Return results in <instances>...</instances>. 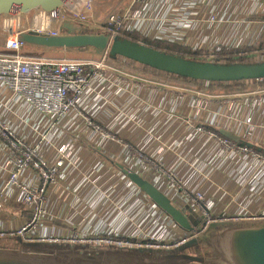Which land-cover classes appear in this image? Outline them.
Instances as JSON below:
<instances>
[{"label": "built area", "instance_id": "obj_1", "mask_svg": "<svg viewBox=\"0 0 264 264\" xmlns=\"http://www.w3.org/2000/svg\"><path fill=\"white\" fill-rule=\"evenodd\" d=\"M252 3L251 0H233L230 3L227 0H78L55 17L36 12L31 14L30 19H18L16 36L23 31L53 35L58 33L64 20H69L109 31L120 38H125L127 34L138 37L136 42L140 44L166 42L192 51L210 52L218 47L252 46L259 41L264 44V27L262 33H257L250 41L242 40L235 44L236 39L229 42L215 39L228 33L223 31V25L230 21L233 14L238 13L248 19L249 16L264 13V1L259 9H255ZM108 7L111 11L97 18L98 13ZM13 22L16 24L14 20H6L3 30L11 29ZM105 25L109 26L107 30L103 28ZM15 28L16 25L13 30ZM7 45L15 53L0 54V143L3 146L0 155L3 161L0 165V222H7V216L10 217L5 210L6 204L23 206L27 216L18 226L0 227V244L21 238L27 243L173 249L196 237L212 222L264 219V136L255 138L253 134L250 140L244 139L243 133L238 132L241 121H234L236 130L230 133L240 138L236 143L224 139L221 130H209L205 126L207 123L185 120L182 121L185 122L184 129H191L190 136L204 134L217 142L219 152L210 160L220 162V168L206 166L199 177H194L197 179L195 183L191 176H177L172 171H163L167 177L164 187L183 191V197L178 201L161 191L178 209L189 214L196 212L197 223H192L190 231L180 230L174 225L178 232L173 234L168 228H156L157 222L149 230L127 226L124 213L110 207L109 197L101 191H107L112 186L113 165L120 164L134 172L129 166L131 153L135 152L142 158L145 152L136 144L138 151H135V146L123 138L124 134L113 131L114 119L119 122L122 119L121 116L116 117L113 107L93 106L85 110V107H69L68 104L73 98L71 95H78L85 83L107 79L109 74L105 65L108 64V56L104 54L78 60L37 58L19 53L22 45L17 41L11 45L9 38ZM104 84L108 89L114 87L111 81ZM107 95L108 101L114 93ZM115 108L119 109L118 113H124V122L132 121L137 125L139 137L144 135V128H140L138 123L139 116L135 118L134 113L129 114L124 107ZM136 109V113L143 110L141 107ZM196 110L199 112V109ZM220 120L219 125L227 128L229 123L226 124L224 118ZM247 123H252V120ZM63 135L65 140L60 138ZM166 137L161 136L160 143ZM162 149L159 147V150ZM161 153L164 157L167 155L164 151ZM116 157L120 162H113ZM139 157L136 156V159L140 164L143 159ZM228 158L230 162H225ZM238 160L241 162L238 163ZM225 163H230L231 167H226ZM82 166L88 167V170L82 171ZM236 168L247 176L249 171L255 174V182L241 189L236 184L229 185L227 177L234 175ZM212 176L222 184L208 179ZM84 181L91 188L89 194L82 190ZM97 189H101L100 192ZM197 191L209 196L222 193L225 198L217 205L200 204ZM138 193L150 204L140 191ZM83 199L85 204L81 206L78 200ZM226 199L230 201L228 205L225 204ZM93 202H99L102 209H113L119 218L112 221L113 216L103 215L102 209L91 206ZM50 205L51 211L48 210ZM74 218L84 221L85 226H68L67 222Z\"/></svg>", "mask_w": 264, "mask_h": 264}, {"label": "water", "instance_id": "obj_2", "mask_svg": "<svg viewBox=\"0 0 264 264\" xmlns=\"http://www.w3.org/2000/svg\"><path fill=\"white\" fill-rule=\"evenodd\" d=\"M76 1L0 0V18L18 20L36 12L55 17ZM16 41L22 46L46 50L91 49L90 53L95 57L104 54L110 59L123 57L157 72L202 83L264 81V61L233 64L194 61L69 20L61 23L56 34L23 31L17 34ZM220 133L234 139L230 132L221 130ZM116 166L129 183L168 217L176 228L191 230L192 222L186 216V210L175 207L160 189L138 173L120 164ZM13 242L12 246L0 244V264H264V219L212 222L196 237L173 249L27 243L21 238H15ZM198 245L207 247L209 255L184 252Z\"/></svg>", "mask_w": 264, "mask_h": 264}, {"label": "rangeland", "instance_id": "obj_3", "mask_svg": "<svg viewBox=\"0 0 264 264\" xmlns=\"http://www.w3.org/2000/svg\"><path fill=\"white\" fill-rule=\"evenodd\" d=\"M110 11L111 9L110 7H108L105 11L98 13L99 16L97 18H101V16L103 15L105 16ZM30 16L31 15L27 16V18L30 19ZM5 21L6 19L0 18V54H13L15 53L14 49L8 48L7 45L13 28L11 27L12 29H9L5 32L3 30ZM27 50H29V48H27ZM47 51L38 50V52H33L32 50V52L19 53H22V55L24 56L30 57H32L33 55H40L41 58H68L63 57V54L59 56L58 54ZM75 56L74 59L76 60L84 58H97L92 54L86 57ZM261 61H264V54H261L255 59L253 58V63ZM105 66V69L109 74L107 79L103 78L102 81L95 79L89 83H85L82 91L78 95H71L73 96V98L69 99V107H85V110H88L89 107L93 106L113 107L114 112H116V117H122L120 122L117 120V118L114 119L113 131H115V133L118 132L124 134L125 136L123 138L135 146V151H138L135 142L140 136V131L137 125L132 123V121L124 122V113H118L119 109H114V107H132L133 109L131 111L133 113L136 107H145L146 105V107H156L160 104L159 99L161 97H170L169 99L173 106L179 107L176 112H173L174 107L168 105L171 110L167 113L168 119L172 118V120H177L178 122H182L185 120L204 122L208 124H205V126H208L209 128H213L216 130H226L228 132H234L236 130L235 125H233L234 121H241V124L238 125V132L243 133L244 139L250 140V137L253 134L255 135V138H258V136H264V128H262L260 125H256L255 123L256 117L259 115H261L260 121L264 120V81L253 82L254 84H248V82L246 87L242 89H232L228 87H210L208 86V84L206 85L202 82L201 85H190L180 80H173V78L167 79L161 76H156L151 72L143 73L140 72L134 65L116 66L108 63ZM107 81L113 82L114 87L111 89L105 87L104 83H106ZM146 91L153 92L151 95H148L147 99L145 98ZM109 92L114 93V95L112 97H108L109 100L107 101L106 98ZM155 95V100H152L154 99ZM168 98L162 101L163 106L165 105V103L167 104ZM149 100H152L153 103H149ZM186 104H191L189 107V115H187L188 111L186 110L188 109L186 108ZM209 107L210 110L208 112L207 109ZM204 108L207 109L203 110ZM216 108H220V111H217ZM196 109H199V112H197ZM254 109L259 111L257 116H251V113ZM221 118L225 119L226 124L229 123V125H227V128H222L224 125H219ZM249 120H252V123L248 124L247 121ZM209 125H213L214 127ZM146 133L151 137H157V135H161L163 137L166 136L164 131L160 132V130H155L154 128L147 129ZM232 136L234 140H240V138H238L237 136ZM158 142H160V138L158 139ZM244 142H246V140H244ZM162 146H164V144H162L160 147ZM167 151L169 152L168 149H165L164 154H167ZM158 152H160L158 155L154 153H151L149 155L146 153L142 154V158H140L137 153L132 152V163H129V166H145L147 167L148 171L151 172V175L153 174L150 179L157 182L161 181L162 184H165L167 177L164 176L163 171L170 173L169 171H171L172 169L169 165L164 166L163 162H160L158 161V159H156V157L162 155L161 150H159ZM134 154L140 159H143L140 164ZM114 161L120 162L117 157L115 160H113V162ZM225 162H230V159L228 158V160H226ZM240 162L241 160H238V163ZM242 162L245 163L248 161ZM204 166H207V168L211 167L219 169L220 162L208 160ZM164 167L169 169V171L165 170ZM111 170L114 174L111 176L112 186L108 187L107 191L102 190L101 192L105 196L109 197L110 207L114 208L115 210H121L124 213L126 225L141 228L143 230H149L152 229V223L157 222L158 224L156 228L167 229V224L166 222H164V220H162V216H158V214H152L147 211L151 205L143 200L144 198L138 193L135 188L129 186L126 179L121 174H119L114 168H111ZM244 171H247V169ZM248 178L250 177L245 175V172L242 173L241 170H238L237 174L227 177V183L229 185L236 184L238 185V189H241L244 188V184ZM208 179H214V182H216L218 178L212 176L208 177ZM83 184L82 190L89 192L91 188L88 186L87 182L84 181ZM97 190H99L100 192L101 189ZM174 193H176V196H173ZM170 194L176 199L183 197V191L176 190L170 192ZM199 195L200 196L198 202L200 204L211 203L212 205H217L225 198L222 193H220V195L209 196L199 192ZM229 203L230 201L226 199L225 204L228 205ZM189 218L192 223H197L198 216L196 212H192V214L189 215ZM6 243H10L8 246L13 245L11 242Z\"/></svg>", "mask_w": 264, "mask_h": 264}, {"label": "crops", "instance_id": "obj_4", "mask_svg": "<svg viewBox=\"0 0 264 264\" xmlns=\"http://www.w3.org/2000/svg\"><path fill=\"white\" fill-rule=\"evenodd\" d=\"M227 1L230 3L233 0H227ZM251 1L253 2L252 3L253 7L255 9H259L262 1L264 0H251ZM263 9H264V3H263ZM220 17L222 19L221 14H220ZM229 20H230L229 22L223 25V31L228 32V33L221 37L219 36L215 37L216 40L219 38H222L223 41L229 42V41H232L233 39H236L234 40L235 44L242 40L250 41L256 37L257 33H259L260 35L262 33L261 29L264 27V22L249 21L247 20V18H242V16H239L238 13L233 14ZM226 45L231 46V44H226ZM27 48H29V50H27ZM32 50L33 52H38V50L47 51L46 49L35 48V47L26 46V45L21 46L18 49L19 52H23V53L32 52ZM47 52L58 54L59 56L63 54L62 55L63 57H68V58L72 57L66 52V50H48ZM32 57L41 58L40 55H33ZM42 57H48V56H42ZM152 93L153 92L151 91L149 92L146 91L145 98L147 99L148 95H151ZM166 98L168 97H165V98L161 97L159 99L160 104L157 105L156 107H146L147 106L146 105L145 107H141L143 108V110L139 111L138 113H136L137 109L134 110L133 116L135 118L139 116V119H138L139 126L140 128L143 127L145 131L144 135L139 137L137 141L135 142V144L137 145L138 148H140L142 152H145L148 155L151 153L157 154L159 147L162 144H164V146L161 147L163 148L162 151L165 152V149H168L169 154L167 153L165 157L160 155L156 158L160 162H163L164 166L169 165L172 169L171 171L175 175L177 176L179 175L183 177L186 175L191 176L190 179H194L193 183H195L197 179L194 177H199V174H201L202 171L206 169V166H204L203 163L210 160L215 154L217 155V153L219 152V146L214 139L206 137L204 134L194 133L193 136H190L192 134L191 129L189 130L184 129L185 122L184 123L178 122L177 120H172V118L168 119L167 113L168 111H171L168 105L173 106V104L168 98L167 104L165 103V105L163 106L162 101L166 100ZM152 100H149V103H153ZM190 105L188 104L186 107L188 109L186 110L188 111L187 115H189L190 108L188 106ZM173 107H174L173 112H176V110L179 109V107H176V106H173ZM124 108L128 110L129 114H132V111H131L132 107H124ZM216 110L220 111V108H216ZM258 112L259 111L254 109L253 114L251 116H257ZM260 118H261V115L257 116L255 123L256 125H260L262 128H264V120L260 121ZM152 128H154L155 130H160V132H163V131L165 132L167 137L162 139L161 144H159L160 142H158V139L161 137L160 134H159L160 136L157 135V137H149L147 135L146 130L152 129ZM60 138L63 140L66 139L64 135L61 136ZM243 143L244 142H242V144ZM156 145L158 146L155 147ZM253 147L256 148L255 145H253ZM2 149H3V146L0 143V155L2 154ZM2 162L3 161L0 159V165L2 164ZM129 163H132V162L129 160ZM252 165L255 168V165L254 164ZM225 166L229 168L231 167V164L225 163ZM95 167H96V164H94V168ZM81 168H82V171L88 170V167L82 166ZM112 168H114L120 174V170L117 168L116 165H113ZM164 168L166 170H169L166 167ZM133 170L134 172H137L141 177H144L146 180L151 181L152 183H156L157 185L155 186H158L160 190H162L164 193H166L173 199L181 201V198L176 199L175 197H173V196H176V193H174L173 196L170 194V192H173L174 190L164 187V184H162L161 181L157 182L155 180L150 179V177H152L153 174L151 175V172L148 171L147 167L143 168L140 166H135L133 167ZM236 170L237 171H235L233 174L238 172L237 168ZM142 171L145 175L142 173ZM205 174L207 175V172ZM248 176L250 178H248V180L244 184L245 188L249 187V185L255 182L253 181L255 174L249 171ZM126 181L129 184V186L134 188V186L130 184L127 179ZM215 184H222V182L221 183L215 182ZM89 193L90 191L87 192V194ZM78 201H80L81 206H84L85 204L84 199L78 200ZM99 205H100L99 202H93L91 206L102 209ZM150 205L151 206L148 208L147 211H149L152 214H158V216L159 215L162 216V220L166 222L167 227L170 230V233L172 234L177 233L178 230L174 228V224L170 221V219L169 218L167 219L166 216L161 211H159L156 207H154L151 203ZM5 210H6V213L10 215V217L7 216V222L9 223L0 222V227L18 226L22 222L23 218L27 216V213L23 210V206H19L16 204H6ZM48 210L49 211L52 210V205L48 207ZM83 211H86V209H84ZM101 211L103 215L109 214L110 216H113L112 221H115L116 219L119 218V214H117L111 208L107 210L102 209ZM111 211L113 212V214H111ZM189 215H190L189 213H186V216L190 220ZM86 216H87V213H86ZM80 222L81 221H79L78 218H74V219H71L69 222H67V225L72 226V227L79 226V224L84 225V221H82L81 223ZM56 224L58 226L59 225L63 226L62 223H56ZM152 224H154V222Z\"/></svg>", "mask_w": 264, "mask_h": 264}, {"label": "trees", "instance_id": "obj_5", "mask_svg": "<svg viewBox=\"0 0 264 264\" xmlns=\"http://www.w3.org/2000/svg\"><path fill=\"white\" fill-rule=\"evenodd\" d=\"M249 21H257V22H264V13L256 14L249 16ZM109 26L105 25L103 26L104 30H107ZM125 38L131 39L132 41H138L139 38L132 36V35H125ZM148 46L163 51L166 53H172L176 55H181L184 58L194 60V61H200V62H220L223 64H233V63H253V58L259 57L261 54H264V44L261 42H257L256 44L252 46H241L238 48H225V47H218L210 52H203V51H192L190 49L183 48L181 46L166 43V42H147ZM66 52L72 56L71 58H74L75 55H81L82 57L90 56L91 55V49H79V50H66ZM69 56V57H70ZM81 56H75V57H81ZM106 62L113 65H134L136 68L143 73L151 72L156 76H161L167 79L173 80H180L183 82H186L190 85H201L202 83L199 81H190L187 79H181L169 74H165L162 72H157L155 70H151L146 66L140 65L136 62L127 60L123 57H116L115 59H110L107 57ZM89 74H91L89 72ZM254 82V81H253ZM252 81L248 82H235V83H227V84H218V83H204L208 84L210 87H228L232 89H242L246 87L248 84H254ZM256 84V83H255ZM209 130H212L215 132L214 129L210 128ZM222 137L226 140L233 141L238 143V140H234L232 138H229L227 136H224L221 134ZM13 245L14 243L11 242ZM10 243H6V245H9ZM185 253L193 254V255H199V256H208L209 255V249L203 245H198L197 247L187 249L184 251ZM190 264H198V263H190Z\"/></svg>", "mask_w": 264, "mask_h": 264}, {"label": "bare ground", "instance_id": "obj_6", "mask_svg": "<svg viewBox=\"0 0 264 264\" xmlns=\"http://www.w3.org/2000/svg\"><path fill=\"white\" fill-rule=\"evenodd\" d=\"M14 21H16V24L13 22L11 27L13 28L14 25H16V28H15V30H13V31L11 32V34H10V42H11V45H14V44H15V41H16L17 20H14ZM12 28H11V29H12Z\"/></svg>", "mask_w": 264, "mask_h": 264}]
</instances>
